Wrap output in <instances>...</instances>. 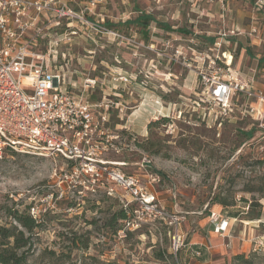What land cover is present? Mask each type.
<instances>
[{
	"label": "rangeland",
	"instance_id": "374dc122",
	"mask_svg": "<svg viewBox=\"0 0 264 264\" xmlns=\"http://www.w3.org/2000/svg\"><path fill=\"white\" fill-rule=\"evenodd\" d=\"M76 2L78 8L84 0ZM103 11L105 23L117 28L110 30L126 40L108 37L94 45L75 39L59 49L64 60L57 64L70 82L103 81L89 101L105 99L108 135L118 139L117 151L108 145L101 158L136 177L164 219L136 214L135 204L125 208L123 191L110 197L97 184H79L61 160L15 155L0 163V226L16 224L9 213L26 207L41 222L25 264H263L264 198L247 190L262 188L257 161H264V105L235 96L231 113L215 120L218 109L202 104L208 91L196 67L202 66L199 54L220 67L226 53L231 71L223 74L248 80L255 72L254 87L264 94V0H106ZM140 11L152 17L144 34L120 24ZM152 41L154 51L143 47ZM163 42L170 45L166 51ZM160 51L178 56L169 63L157 58ZM117 73L137 75V85L116 82ZM163 117L169 121L156 125ZM217 196L229 207L213 204ZM253 200L259 207L249 210ZM122 208L128 219L107 226ZM212 213L227 221L225 233H215ZM247 213L258 220L248 221ZM176 235L183 240L177 253Z\"/></svg>",
	"mask_w": 264,
	"mask_h": 264
},
{
	"label": "built area",
	"instance_id": "2783aa9c",
	"mask_svg": "<svg viewBox=\"0 0 264 264\" xmlns=\"http://www.w3.org/2000/svg\"><path fill=\"white\" fill-rule=\"evenodd\" d=\"M105 2L84 0L75 8L76 0H0V163L12 154L61 160L79 184H97L110 197L117 190L123 191L125 208L135 204L136 214L162 220L165 214L158 213L155 197L143 189L136 177L122 174L101 158L108 145L117 151L113 143L118 139L114 134L108 135L110 110L105 99L98 103L89 101V94L101 89L103 81L86 77L79 83L70 82L64 67L57 64L59 58L64 60L59 49L75 39L94 45L108 37L126 40L117 30L106 26ZM129 42L137 45L135 41ZM155 44L152 41L142 46L154 51ZM161 46L165 51L170 48L168 42ZM202 55L199 54L202 66L196 67V76L208 91L209 100L202 104L209 106L207 111L212 112L210 107L214 106L218 109L215 120L231 113L235 96L255 99L258 106L264 105L263 92L254 87L255 72L248 80L235 74L226 76L223 71H231V55L228 60L226 53L222 54L225 62L220 67L216 66L217 61ZM157 56L168 58L163 51L157 52ZM177 56H170L167 61L175 62ZM207 69L214 72L208 73ZM136 79L135 74L117 73L115 81L130 86L136 84ZM251 112L256 111L251 108ZM206 117L202 113L199 120L205 122ZM145 163L148 162L142 160ZM209 222L215 233L226 232L228 223L219 215L212 213ZM175 233H179L178 229ZM182 246V238L173 237L174 252Z\"/></svg>",
	"mask_w": 264,
	"mask_h": 264
},
{
	"label": "trees",
	"instance_id": "16d2710c",
	"mask_svg": "<svg viewBox=\"0 0 264 264\" xmlns=\"http://www.w3.org/2000/svg\"><path fill=\"white\" fill-rule=\"evenodd\" d=\"M152 21V17L140 15L137 16L135 19H129L128 21L122 22L127 27H133L135 30L139 29V31L143 34L147 32L149 28V24ZM106 26L110 29H117L112 24L106 23ZM165 28V27H164ZM138 31V32H139ZM149 42V41H148ZM169 121L168 118H162L157 121L155 124H165ZM11 156H15L12 154ZM257 165L260 166L261 170L263 171L260 179L259 185L260 189H248L247 193L253 194L257 193L260 198H264V161H257ZM246 203V201H242ZM212 203L223 208L229 207V204L222 199L221 197L217 196L212 200ZM254 200L248 204V209L253 210V208L257 205ZM29 207L25 208V211H13L9 213V216L12 218V221L16 224H10L9 227H2L0 226V264H25L29 257L28 250V243L30 241V236H32L35 231L41 230L42 225L41 222L33 219L31 216L27 214ZM246 216L248 217V221H255L258 220V216L253 217L251 214L247 213ZM228 219H236L237 215L235 213H228ZM128 219L127 212L123 208L119 210L113 216V219L109 220L107 226H112V222L117 221H126ZM115 229V233H116ZM27 235V237H26ZM22 250V251H21ZM242 259V256L236 257V260L239 261ZM263 264H264V257H263Z\"/></svg>",
	"mask_w": 264,
	"mask_h": 264
},
{
	"label": "bare ground",
	"instance_id": "6f19581e",
	"mask_svg": "<svg viewBox=\"0 0 264 264\" xmlns=\"http://www.w3.org/2000/svg\"><path fill=\"white\" fill-rule=\"evenodd\" d=\"M228 60H230L229 56L227 57Z\"/></svg>",
	"mask_w": 264,
	"mask_h": 264
},
{
	"label": "crops",
	"instance_id": "0c3cea01",
	"mask_svg": "<svg viewBox=\"0 0 264 264\" xmlns=\"http://www.w3.org/2000/svg\"><path fill=\"white\" fill-rule=\"evenodd\" d=\"M212 233V232H211Z\"/></svg>",
	"mask_w": 264,
	"mask_h": 264
}]
</instances>
